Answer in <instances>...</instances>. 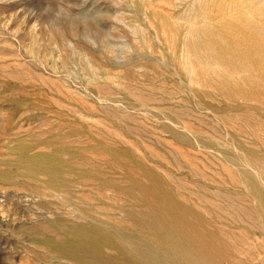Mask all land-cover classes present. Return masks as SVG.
<instances>
[{
	"label": "rangeland",
	"instance_id": "rangeland-1",
	"mask_svg": "<svg viewBox=\"0 0 264 264\" xmlns=\"http://www.w3.org/2000/svg\"><path fill=\"white\" fill-rule=\"evenodd\" d=\"M81 227L264 264V0H0V264Z\"/></svg>",
	"mask_w": 264,
	"mask_h": 264
},
{
	"label": "bare ground",
	"instance_id": "bare-ground-1",
	"mask_svg": "<svg viewBox=\"0 0 264 264\" xmlns=\"http://www.w3.org/2000/svg\"><path fill=\"white\" fill-rule=\"evenodd\" d=\"M78 232L76 238L56 250V257L60 256L76 264H149L147 256H142L143 253L140 255V250L145 244L141 236L115 232L110 237L87 228H82ZM155 249L156 246L152 247V250Z\"/></svg>",
	"mask_w": 264,
	"mask_h": 264
}]
</instances>
